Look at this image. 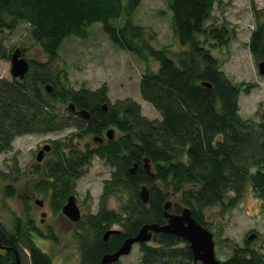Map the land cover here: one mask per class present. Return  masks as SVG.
<instances>
[{
	"label": "trees",
	"instance_id": "16d2710c",
	"mask_svg": "<svg viewBox=\"0 0 264 264\" xmlns=\"http://www.w3.org/2000/svg\"><path fill=\"white\" fill-rule=\"evenodd\" d=\"M142 2L0 0V27L13 29L20 21L29 22L34 40L48 57L47 62L30 61L23 78L0 77V154L12 149L17 136L75 127L73 138L55 141L56 156L35 184L38 190L52 193L55 209H61L90 158L99 156L111 168L110 178L104 181L99 210L80 224L83 264H101L104 253L118 249L125 237L135 235L145 222L163 223L168 200L172 201V211L190 207L193 216L210 227L205 209L216 204L224 210L235 207L247 184L264 199V120L254 122L240 114V93L243 89L248 92L251 85L243 87V82L229 78L212 52L210 43L212 47L213 41L225 45L231 36L227 22H210L216 0H167L173 28L186 47L176 58L164 47L141 41L144 28L134 23L131 15ZM252 10L256 25L248 45L259 62L264 60V9L252 2ZM123 16L126 20L122 25L111 22ZM96 22L102 23L115 44L146 61L152 57L158 62V70H145L140 91L160 112L161 119L143 115L140 104L131 98L106 102V86L97 90L60 87L65 69L59 68L60 73L54 69L60 47L71 35L86 37L88 26ZM21 48L25 54V48ZM12 51L7 52L0 40L2 57L10 58ZM58 99L89 110L90 116L60 113L54 105ZM104 103L108 104L107 110L103 109ZM109 126L117 127L123 135L97 146H89L88 142L85 148L74 140L103 135ZM63 143L70 147L69 152L59 151ZM144 157L149 158L154 176L145 170ZM134 162L138 167L132 174L129 167ZM156 178L170 180L173 193H179L176 202L168 192L153 185ZM144 184L150 191L147 203L139 196ZM5 192L13 194L8 185ZM115 194L120 196L123 213L105 205V200ZM118 224L121 231L105 240L104 232ZM33 227L30 218L22 225L16 217L12 230L0 221V264H16L17 253L18 264H51V257L31 236ZM152 239L157 245L141 244L144 264H204L194 262L189 242L178 235L154 232ZM222 263L264 264V248L236 243Z\"/></svg>",
	"mask_w": 264,
	"mask_h": 264
},
{
	"label": "rangeland",
	"instance_id": "374dc122",
	"mask_svg": "<svg viewBox=\"0 0 264 264\" xmlns=\"http://www.w3.org/2000/svg\"><path fill=\"white\" fill-rule=\"evenodd\" d=\"M252 2L257 8L264 9V0H216L210 22L217 25L227 22L231 29V36L227 44L217 45L213 41L215 45L212 47L210 43V47L229 78L234 82H243V87L251 85L248 92L243 89L240 93V114L245 119L259 122L264 120V74L259 72L258 62L253 58L248 45L256 25ZM5 16L8 19L7 13ZM131 19L144 28L141 41H149L157 48H166L173 58L186 49L180 43L173 28L167 0H143L132 13ZM125 20L126 17L123 16L112 19L111 22L120 26ZM87 31L86 37L77 35L67 37L59 49L54 69L58 72L59 68L65 69V75L64 72L61 75L60 87L67 86L75 89L85 87L97 90L101 86H106L108 98L106 102L113 104L118 100L131 98L140 104L143 115L150 119H161L160 112L142 97L140 91V81L145 70L148 68L158 70V62L152 57L146 61L115 44L103 29L101 22L88 26ZM0 40L7 52L20 46L25 48V55L29 61L34 63L48 61L41 45L34 40L31 25L27 21H20L13 29L0 27ZM0 77L9 80L14 78L11 73L10 58H4L1 55ZM51 84V82L48 84L49 91L52 89ZM55 103L62 111H67L68 102ZM110 127L115 130L113 138L123 135L117 127L109 126L108 128ZM107 129L103 132L102 142L95 140L93 135L79 139L74 137V140H78L82 148L86 147L88 142L89 146H97V142L103 144L107 139H112L106 135ZM74 132L75 128H67L51 133L20 135L14 139L11 150L0 154V221L8 230H12L16 217L17 220L20 219L22 225L30 218L34 227L37 228L30 229L31 236L51 257V264H83L79 241V235L83 231L82 226H76L74 222L78 220H72L62 209H55L50 191L42 192L35 187L36 182L44 177L43 167L51 162L53 156H56V150H54L53 153L46 154L47 157L39 162L38 155L43 154L44 150L41 148L42 145L54 140L68 141V138H73L71 135ZM40 148L41 152H39ZM63 148L59 151L65 153L69 151L68 147ZM110 176V166L99 156H94L83 167L79 178L74 180L72 190L84 213L82 222L88 215L99 210L104 181ZM7 185L12 189L13 194L5 192ZM153 185L158 186L165 193L168 192L170 198L174 202L177 201L179 193H173L174 189L170 180L156 178ZM122 196L124 200L125 194ZM41 202L44 204H40ZM144 202L147 203V201ZM121 203L118 194L105 200L108 209L123 213ZM205 220L210 225L207 228L214 233L216 256L222 262L232 254L236 243L245 247L264 248V199L255 194L250 184L246 185L243 197L235 207L224 210L222 205L216 204L206 208ZM48 224H51L50 227ZM111 227L108 230L113 231L109 236L112 233H119L122 228L120 224ZM251 233H257V236L249 240L248 235ZM144 243L157 245L152 238L136 242L128 254L120 256L117 264H142L144 251L141 244Z\"/></svg>",
	"mask_w": 264,
	"mask_h": 264
},
{
	"label": "water",
	"instance_id": "95a60500",
	"mask_svg": "<svg viewBox=\"0 0 264 264\" xmlns=\"http://www.w3.org/2000/svg\"><path fill=\"white\" fill-rule=\"evenodd\" d=\"M11 61V73L14 77L23 78L30 68V61L26 56L23 55V50L20 46H17L13 49L10 54ZM258 70L261 74H264V60L258 62ZM206 86L211 87V84L204 82ZM49 86V85H47ZM74 107V104H71ZM108 104H103V109L107 110ZM85 117L90 115L89 110L82 109L80 111ZM114 128L110 127L106 131L108 138H113ZM95 140H102L100 135L94 137ZM45 149L49 148L48 145L44 147ZM40 150L39 152H41ZM44 152V150L42 151ZM43 154L38 155V159H42ZM138 167V163L134 164L129 168V171L134 173ZM144 167L145 169L154 175L151 171V163L148 157H144ZM140 197L143 201H149L150 191L147 185H143L139 191ZM171 200H168L164 205V214L168 217L167 223L160 222H145L138 232L127 237L121 246L114 252L106 253L101 258V264H111L119 260L120 256L128 254L132 248V245L136 242L146 241L152 238L153 232H166L178 235L183 239L188 240L190 248L192 250V255L194 262L202 261L204 264H223L216 256L215 251V239L214 234L201 222H199L192 214L190 207H184L180 213L170 212L169 208L171 206ZM63 212L70 216L72 220H79L81 218V211L76 202L75 196L72 194L68 197L67 202L63 206ZM113 230H107L104 232V239L107 240L109 234ZM257 236V233H251L248 235V239L251 240ZM17 262L19 263V255H16Z\"/></svg>",
	"mask_w": 264,
	"mask_h": 264
},
{
	"label": "flooded vegetation",
	"instance_id": "af4514ba",
	"mask_svg": "<svg viewBox=\"0 0 264 264\" xmlns=\"http://www.w3.org/2000/svg\"><path fill=\"white\" fill-rule=\"evenodd\" d=\"M24 56H26L25 54H23ZM29 60V59H28ZM63 102L62 100H57V102ZM68 102V104H67V111L66 112H64V111H62L61 110V108L59 107V105L57 106L56 104H54L55 105V107H56V109H57V111H59L60 113H62V114H72L74 117H84V115L80 112L81 110H82V108H79V107H77L76 106V104H74L72 101H67ZM74 104V107H72L71 106V104ZM90 116V115H89ZM88 116V117H89ZM88 117H84V118H88ZM71 128H73V127H71ZM75 128V127H74ZM56 132V131H55ZM48 133H51V132H48ZM96 136V135H95ZM101 137H102V140H99L100 142H102L103 140H104V137H103V135H100ZM94 138V137H93ZM100 142H97V145H98V143H100ZM102 144V143H101ZM46 145H48L50 148H47V149H45L44 147L46 146ZM62 146L63 147H65L66 146V144H62ZM66 147H68V146H66ZM79 147H81V145H80V143H79ZM41 148H43L44 149V152H43V157H42V159H39L38 161L40 162V161H43L47 156H46V154L47 155H49V154H51V153H53L54 152V150H55V140L54 141H50L49 143L48 142H45L43 145H42V147ZM41 148L39 149V150H41ZM69 148V150H70V147H68ZM82 148V147H81ZM85 148V147H84ZM64 149V148H63ZM69 152V151H68ZM52 159H53V157H52ZM52 161V160H51ZM50 163V162H49ZM48 163V164H49ZM46 167H47V165L45 166V167H43V174H45V169H46ZM74 195L75 196V198H76V202H77V204H78V206H79V208H80V211H81V218L78 220V221H76V222H74V224L76 225V226H79L80 224H81V222H82V219H83V216H84V213H83V211L81 210V207H80V205H79V203H78V199H77V197H76V195L73 193V190H72V192H70L68 195H67V197H66V200L63 202V204H62V206H61V209L63 208V205L67 202V199H68V197L70 196V195ZM172 202V201H171ZM40 204H44L43 202H41ZM171 206H172V204H171ZM171 206H170V208H169V211L170 212H174V213H180V212H175V211H172L171 210ZM62 211H63V209H62ZM168 222V217H166V216H164V222L162 223V224H164V223H167ZM50 225L51 224H48V227H50ZM112 228V227H111ZM115 229V228H114ZM153 234H154V232H153ZM152 238H153V235H152ZM186 240V239H185ZM188 241V240H187ZM183 243V242H182ZM142 264H144V263H142Z\"/></svg>",
	"mask_w": 264,
	"mask_h": 264
},
{
	"label": "bare ground",
	"instance_id": "6f19581e",
	"mask_svg": "<svg viewBox=\"0 0 264 264\" xmlns=\"http://www.w3.org/2000/svg\"><path fill=\"white\" fill-rule=\"evenodd\" d=\"M49 148H50V147H49ZM64 205H65V204H64ZM64 205H63V206H64ZM62 209H63V208H62ZM107 230H108V229H107ZM107 230H106V231H107ZM213 234H214V233H213ZM189 246H190V244H189ZM116 250H117V249H116ZM116 250H115V251H116ZM112 252H114V251H112ZM106 253H111V252H106ZM106 253H104V254H106ZM17 254H18V253H17ZM104 254H103V255H104ZM103 255H102V256H103ZM101 258H102V257H101ZM119 260H120V258H119ZM119 260H118V261H119ZM118 261H116V262H114V263H111V264H117Z\"/></svg>",
	"mask_w": 264,
	"mask_h": 264
}]
</instances>
